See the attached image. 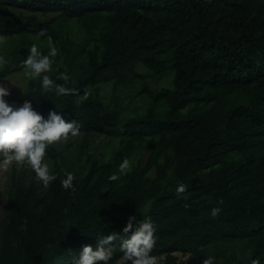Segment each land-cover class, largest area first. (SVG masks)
Wrapping results in <instances>:
<instances>
[{"label": "trees", "instance_id": "obj_1", "mask_svg": "<svg viewBox=\"0 0 264 264\" xmlns=\"http://www.w3.org/2000/svg\"><path fill=\"white\" fill-rule=\"evenodd\" d=\"M0 39V81L24 82L5 103L78 129L46 148L47 187L11 164L0 264H78L84 246L131 264L120 246L146 217L159 264H264V0H0Z\"/></svg>", "mask_w": 264, "mask_h": 264}, {"label": "clouds", "instance_id": "obj_2", "mask_svg": "<svg viewBox=\"0 0 264 264\" xmlns=\"http://www.w3.org/2000/svg\"><path fill=\"white\" fill-rule=\"evenodd\" d=\"M41 30L39 35H43ZM49 55L40 57L37 50V45L33 44L30 48V55L23 62L25 66L31 69L33 76L39 75L41 72H48L51 66L50 57H55L58 49L53 46L52 38L48 36ZM3 58L0 57V64ZM67 79V76L64 77ZM52 80L48 76L43 77V86L50 88ZM58 93L68 95L69 92L63 87L57 89ZM4 87L0 86V167H7L16 163L18 165L27 164L35 172L39 181L47 187L51 182L57 179V176L50 173L49 164L42 163L45 156V150L48 146L55 142L66 139L68 134L72 136L78 134L77 126L74 123H66L59 115L50 114V119L47 122H42V117L31 109L29 103H25L21 108L13 110L2 99L7 95ZM129 168V161L124 160L120 165L121 170ZM74 175L68 173L66 178L61 181V186L66 189H72V181ZM111 180H116L118 177L113 175ZM188 186L183 183H178L176 192L178 194L187 191ZM222 204L223 201H218ZM222 209L214 207L211 209V217H217ZM132 229V224L129 223L124 232L128 233ZM156 226L150 217L139 224L132 234L125 239L121 244L123 252L122 261L131 264H159L158 257L152 254V250L156 244ZM116 239L114 235H110L102 244H108ZM111 251H106L103 247H98L95 251L90 246H84L80 254L78 264H96L98 261H107L111 258ZM203 264H215L213 257L209 256L204 259ZM251 264H259V261L252 260Z\"/></svg>", "mask_w": 264, "mask_h": 264}, {"label": "rangeland", "instance_id": "obj_3", "mask_svg": "<svg viewBox=\"0 0 264 264\" xmlns=\"http://www.w3.org/2000/svg\"><path fill=\"white\" fill-rule=\"evenodd\" d=\"M3 42L0 39V55H1V49H2ZM170 81V77L163 79L160 81L161 86H168ZM0 86L4 87L7 91V96L12 102H16L20 96L23 94L24 91V82L21 75H13L9 77L7 80L0 81ZM144 159V158H143ZM11 167V164L7 167V169H4L3 167H0V189L3 190L5 181H6V174L9 171ZM4 202L5 197L2 198V204H1V210L0 213H2L4 208Z\"/></svg>", "mask_w": 264, "mask_h": 264}]
</instances>
